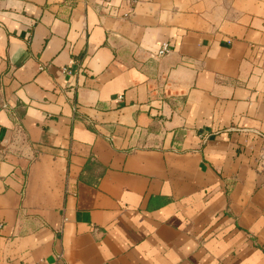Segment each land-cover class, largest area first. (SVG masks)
Instances as JSON below:
<instances>
[{
  "label": "crops",
  "instance_id": "0c3cea01",
  "mask_svg": "<svg viewBox=\"0 0 264 264\" xmlns=\"http://www.w3.org/2000/svg\"><path fill=\"white\" fill-rule=\"evenodd\" d=\"M259 135L264 0H0V264H264Z\"/></svg>",
  "mask_w": 264,
  "mask_h": 264
},
{
  "label": "built area",
  "instance_id": "2783aa9c",
  "mask_svg": "<svg viewBox=\"0 0 264 264\" xmlns=\"http://www.w3.org/2000/svg\"><path fill=\"white\" fill-rule=\"evenodd\" d=\"M125 16H129V15H125ZM169 52V47L166 44L162 45V48L159 52V56H164ZM68 72V71H67ZM261 136V135H259ZM262 140H263V147L260 150L258 156L255 158V165H256V169L258 171L259 174L264 176V136H261Z\"/></svg>",
  "mask_w": 264,
  "mask_h": 264
}]
</instances>
